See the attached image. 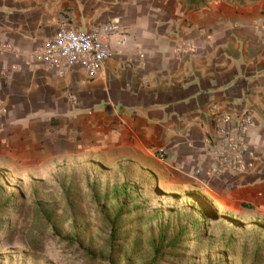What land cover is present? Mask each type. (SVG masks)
<instances>
[{
	"label": "crops",
	"instance_id": "1",
	"mask_svg": "<svg viewBox=\"0 0 264 264\" xmlns=\"http://www.w3.org/2000/svg\"><path fill=\"white\" fill-rule=\"evenodd\" d=\"M190 1L0 0V157L31 166L140 155L171 190L264 209V0ZM110 20L120 29L97 76L29 61L59 23L88 30ZM247 111L252 166L213 175L216 115Z\"/></svg>",
	"mask_w": 264,
	"mask_h": 264
},
{
	"label": "rangeland",
	"instance_id": "2",
	"mask_svg": "<svg viewBox=\"0 0 264 264\" xmlns=\"http://www.w3.org/2000/svg\"><path fill=\"white\" fill-rule=\"evenodd\" d=\"M156 173L140 155L0 157V264H264V209Z\"/></svg>",
	"mask_w": 264,
	"mask_h": 264
},
{
	"label": "built area",
	"instance_id": "3",
	"mask_svg": "<svg viewBox=\"0 0 264 264\" xmlns=\"http://www.w3.org/2000/svg\"><path fill=\"white\" fill-rule=\"evenodd\" d=\"M119 29L116 20L102 22L88 30L63 21L50 39L29 54V61L55 70L60 76L78 67L88 76L95 77L113 55L110 38ZM72 100L77 101L74 96ZM216 120V136L210 142V173L220 176L249 170L252 166L249 159L252 160L254 152L244 143V136L250 124V113L244 112L236 119L218 114ZM164 153L163 148L158 150L160 157H164Z\"/></svg>",
	"mask_w": 264,
	"mask_h": 264
},
{
	"label": "trees",
	"instance_id": "4",
	"mask_svg": "<svg viewBox=\"0 0 264 264\" xmlns=\"http://www.w3.org/2000/svg\"><path fill=\"white\" fill-rule=\"evenodd\" d=\"M209 0H191L190 7L191 8H200L204 6Z\"/></svg>",
	"mask_w": 264,
	"mask_h": 264
}]
</instances>
